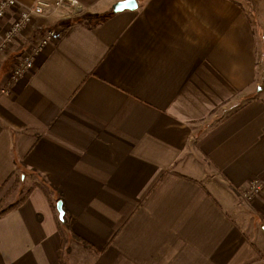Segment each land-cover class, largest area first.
<instances>
[{"label": "crops", "instance_id": "crops-1", "mask_svg": "<svg viewBox=\"0 0 264 264\" xmlns=\"http://www.w3.org/2000/svg\"><path fill=\"white\" fill-rule=\"evenodd\" d=\"M78 1L0 56V196L17 177L60 191L94 247L71 239L68 264H264V199L243 196L264 182V0ZM56 216L35 187L0 217V264H61Z\"/></svg>", "mask_w": 264, "mask_h": 264}, {"label": "built area", "instance_id": "built-area-1", "mask_svg": "<svg viewBox=\"0 0 264 264\" xmlns=\"http://www.w3.org/2000/svg\"><path fill=\"white\" fill-rule=\"evenodd\" d=\"M66 4L77 8L79 7L78 0H57L54 4L45 0H38L31 6H21L17 0H0V56L9 49L16 39L23 35V32L35 15H42L46 8L54 10ZM12 9H16L17 11L14 19L8 24L2 25L3 21L7 18V14ZM61 36V31L48 29L39 38L31 40L30 52L13 67L8 80L10 82H16L29 74L33 68L34 55L39 54L49 43L57 42ZM2 92L7 93L8 89L3 88ZM243 196L248 201L257 196L264 199V182L260 178L251 179ZM262 224L264 225V215Z\"/></svg>", "mask_w": 264, "mask_h": 264}, {"label": "trees", "instance_id": "trees-1", "mask_svg": "<svg viewBox=\"0 0 264 264\" xmlns=\"http://www.w3.org/2000/svg\"><path fill=\"white\" fill-rule=\"evenodd\" d=\"M21 178L17 177L10 186H8L0 196V217L5 216L6 214L10 213L11 211L17 209L31 194L35 187H40L47 197L50 200V203L56 211V219H57V227L59 230L61 242H60V250H59V257L61 264H68L67 262V250L69 249V243L71 239L78 240L84 247L93 249L94 247L88 243L86 240L78 237L74 233L71 232L70 227V218L68 215H65V222L62 223L58 218V211L56 208V203L58 200L64 198L60 191H57V196H51L52 188L49 187L47 184L42 182H33L25 187H20Z\"/></svg>", "mask_w": 264, "mask_h": 264}, {"label": "water", "instance_id": "water-1", "mask_svg": "<svg viewBox=\"0 0 264 264\" xmlns=\"http://www.w3.org/2000/svg\"><path fill=\"white\" fill-rule=\"evenodd\" d=\"M138 7V2L137 0H119L116 1L112 5V10L114 12H121L123 10H134ZM56 208L58 211V218L59 220L64 223L65 222V215L66 211L64 209V202L62 199L58 200L56 203Z\"/></svg>", "mask_w": 264, "mask_h": 264}]
</instances>
